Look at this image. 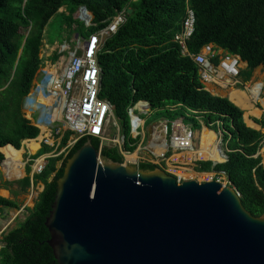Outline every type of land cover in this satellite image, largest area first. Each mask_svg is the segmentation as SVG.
Returning a JSON list of instances; mask_svg holds the SVG:
<instances>
[{
	"label": "trees",
	"instance_id": "obj_1",
	"mask_svg": "<svg viewBox=\"0 0 264 264\" xmlns=\"http://www.w3.org/2000/svg\"><path fill=\"white\" fill-rule=\"evenodd\" d=\"M79 7H85L92 16L88 36L105 29L118 14H124L123 23L103 40L96 53L98 98L111 105L123 143L120 149L100 147L97 138L77 137L68 152H55L46 158L42 170L31 178L27 167V175L14 182L15 195L27 193L37 183L43 189L32 208H26L27 216L1 234L0 264H57L46 244L48 232L44 226L56 181L67 160L86 141L101 158L123 163L121 152L132 153L139 141L130 135L128 116V110L137 102H146L151 112L161 113L167 125L181 118L183 125L195 131L200 129L199 120L203 118L210 130L219 131L227 160L215 165L196 162L195 171L224 174L243 208L253 217L264 215V167L257 155L264 144V134L248 128L243 112L227 98L212 96L203 89L193 59L182 55L173 41L189 7L195 16L193 34L186 41L189 55L212 44L238 56L250 70L259 66L264 69V0H0V151L7 158V177L13 178L9 173L13 162L10 153L19 150L22 141L33 140L39 134V129L25 118L22 105L43 64L40 49L44 28L59 9L66 8V27L60 37L67 41L73 31L71 15ZM128 8L132 12L127 16ZM74 24V31L81 36V26ZM57 58L56 53L51 57L52 61ZM72 135L68 130L62 132L57 150L67 146ZM52 150L53 147L41 144L33 158ZM2 160L0 153V163ZM135 167L152 171L158 166L138 163ZM17 208L16 202L0 197V214Z\"/></svg>",
	"mask_w": 264,
	"mask_h": 264
},
{
	"label": "water",
	"instance_id": "obj_2",
	"mask_svg": "<svg viewBox=\"0 0 264 264\" xmlns=\"http://www.w3.org/2000/svg\"><path fill=\"white\" fill-rule=\"evenodd\" d=\"M223 181L178 183L160 166L101 158L86 141L56 181L46 244L57 264H264V215L251 216Z\"/></svg>",
	"mask_w": 264,
	"mask_h": 264
},
{
	"label": "built area",
	"instance_id": "obj_3",
	"mask_svg": "<svg viewBox=\"0 0 264 264\" xmlns=\"http://www.w3.org/2000/svg\"><path fill=\"white\" fill-rule=\"evenodd\" d=\"M123 21L124 14H118L105 29L88 36L79 49L71 54L60 73H58V68L61 63L57 66L56 70L53 69L50 72L46 69L45 71L41 70L43 75L39 82L35 78L33 79L32 86L23 100L25 109L27 107V110H31L30 115L35 113L38 106L45 105L36 99L39 96L42 98L55 97L58 99V107L61 106L59 115L56 116L57 118L53 116L54 110L46 118L47 121L43 117L47 114L41 116L39 114L36 125H34L41 129L40 126L46 127L48 124L60 120L59 122L63 125L64 129L48 130L44 128V131L40 134L41 144L53 147V150L56 151L60 140L55 141V138H61L62 132L65 130L72 132L71 138L74 139L70 140L71 144L68 143L64 147L65 150L63 152H68V148L72 146L76 138L82 136L97 138L100 141V147L107 144L104 135L106 130H108L110 120H114V118L112 116L111 105L106 100L98 98L99 69L96 62V53L103 40L113 34ZM194 24V12L191 8L187 7L184 19L181 22L180 32L174 35L173 41L179 46L182 55H188L193 59V62L197 66L200 83L203 85L215 83L222 87L227 82H236V79L240 75V64L242 63L238 56L228 54L226 51L212 44L202 46L196 54H188L186 41L193 34ZM214 59H217L215 63L213 62ZM33 91L35 92V96L32 95ZM45 106L51 107V104ZM148 109L149 105L146 102H137L128 110L131 136L132 133H136L140 125L139 118L134 114V110L145 114ZM49 117L52 121H48ZM113 122V126H115L116 122ZM160 133L164 137V142L160 145L162 147V152L158 156L160 159H164L167 152L173 150L180 153L190 151L194 144L195 131L189 127H185L181 120H175L170 125H167L166 121H163ZM216 133L220 134L219 131ZM114 141V144L120 149L118 145L119 140L114 139ZM121 154L123 162L129 163L126 153L121 152ZM149 163L155 164L153 161ZM44 165L43 160H41L36 166V173H39ZM179 170L180 168H177L174 171V177L178 183L185 179L183 174H179ZM209 180L220 183L223 180V174L209 176L205 181ZM2 247L3 243L0 236V250Z\"/></svg>",
	"mask_w": 264,
	"mask_h": 264
},
{
	"label": "crops",
	"instance_id": "obj_4",
	"mask_svg": "<svg viewBox=\"0 0 264 264\" xmlns=\"http://www.w3.org/2000/svg\"><path fill=\"white\" fill-rule=\"evenodd\" d=\"M132 1H136V0H132ZM64 11H65V9L61 8V9H59L58 12H64ZM80 16H81V14L77 9L76 12L73 14V18L79 19ZM82 21H84V20H82ZM90 21H89V24L84 21L86 26H90ZM76 28H77V25H75V24L71 27V30H73L71 33L72 39H68L67 41H63V43H60V44L55 42L53 45H50L49 52L45 54V57L47 58V60H49V57L50 56L52 57V55L54 53H56L58 55V58H59V54H58L59 50H57V52H56L57 47H60V50L63 51L65 49H67V47L69 46L68 44L72 43L73 41H75V44H76L75 50L79 49V47L83 44V42L85 40H87V38L84 40L83 38L78 36V34L74 31ZM43 42H44V40H43ZM48 45L49 44L45 43L44 44L45 48H47ZM63 48H65V49H63ZM216 61H217V59L213 60L214 63ZM244 69H248L247 64L242 62L240 64V75L236 79V82H233V81L227 82V84L222 86V87L216 85L215 83H212V84L210 83V84H206V85H203L202 83H200V84L202 85L203 89L212 96H216V97L223 96L224 98L227 97V99L231 103H233L236 107H238L243 112L242 117H243L244 124L248 128L253 129L255 131H259L260 133L264 134V97H262L264 95V69L261 66L256 67V68L251 69V70L248 69L249 71H251V78H250L249 82H244L243 79L241 80V73ZM198 80H199V78H198ZM236 87H239V89H236ZM230 91L231 92L237 91L236 93L244 95L242 97H237V98H238L239 102H241V104L244 103V105L246 106L245 108H243L242 106H239V105L235 104L233 101H231V99L229 97ZM254 91H256V92H254ZM32 95L35 96L34 91L32 92ZM36 99L39 101V98H36ZM39 108H43V106H39ZM22 112H23V110H22ZM139 114H141V113H139ZM44 115H45V113H44ZM38 117H39V114L37 115V118ZM137 117L139 118L140 125L137 128L136 133H132V137L133 138L138 137L139 141H138V144H137L136 149H135L136 151L133 154L134 159L133 158H132L133 160H131L130 158L128 159L130 164L137 165L138 163H149L150 161H153L156 164V166H160V168H162L165 172H167V173L169 172L168 174L173 175V176H174V171L177 168H180L179 172H182L184 177H185V179L183 181L201 180L204 182L205 180H207V178L209 176H217L214 172L199 173V172L195 171V163L199 162V161H204V162L209 161L213 165L225 162L223 156L224 155L226 156V150H225L224 146H222L221 143L219 142V137L216 135L215 131H212L209 128H208V130L204 129V127H203V123L205 124L204 120L199 121L201 134H204V132L206 131V132L212 133V135H214L213 145H215L217 149H218V146L221 148V149H218V152L221 153L220 155L223 158V160L221 162H214L213 160L205 157L206 153H204V155H203V152H201V153L195 152L193 150V146H192L190 151H186L187 153L186 152L180 153L178 151L173 150V151L167 152L164 159H160L158 157L159 153L162 152V147L160 145H161V143L164 142V137L160 133L161 123L163 121H161L159 123L149 124V123L145 122L144 120H141L139 116H137ZM26 119L30 120L31 123H34L30 119V114L28 115V118H26ZM176 120H181V118H178ZM261 124H263V125H261ZM185 127H189V126L185 125ZM108 130H106V132H105L104 139L107 140V145L109 143L114 144V142H115L114 136H113V134H109ZM39 131L41 133L44 130L39 129ZM118 133H117L116 139L119 140L118 145H119V147H121L123 141L121 140V137L118 135ZM146 140H149L148 141L149 143L147 145L143 146V144ZM25 142L30 143L29 146H30L31 150H36V148H34V146H33L35 141L25 140ZM263 142H264V139H263ZM156 151H158V152H156ZM0 153L3 156V160L0 163V197L7 199V200H10V201H13V202H16L14 197L17 198L19 196V194L15 195L17 192V186L14 184V182L24 178L27 175L26 174V168L29 167V169H30L28 161H29V159L30 160L34 159L33 156L36 155L37 152H21L19 150H16L15 152L10 153V156L12 157L13 162H12V165L10 167L9 173L13 178L7 177V174L4 171V164L7 162V158L3 152H0ZM7 153L9 154V152H7ZM126 154H130V153H126ZM188 155L190 157H188ZM257 155L260 156V159H261L260 164L262 167H264V144L261 145V148L259 149ZM24 156H26L28 159L24 160ZM127 157H131V155L127 156ZM45 159L46 158L41 159V160H43V164L46 163V162H44ZM41 160L36 161V163L33 167L34 172H31V173L29 172L28 176L30 178L34 174H36L35 173L36 172V166ZM186 170H190V172L187 173ZM7 183H12V187H10V185ZM31 187H33V186L31 185ZM32 206L31 207H28L25 205L21 206L20 211H18V213L19 212L24 213L22 215L21 221L28 214L26 211V208L31 209ZM7 210H5L3 214H0V236L6 230L9 229L11 223L16 218V214H15L13 217L10 216L8 218L7 222H5V221L2 222L1 220L6 219V218H4V216L6 215Z\"/></svg>",
	"mask_w": 264,
	"mask_h": 264
},
{
	"label": "rangeland",
	"instance_id": "obj_5",
	"mask_svg": "<svg viewBox=\"0 0 264 264\" xmlns=\"http://www.w3.org/2000/svg\"><path fill=\"white\" fill-rule=\"evenodd\" d=\"M66 10V8H64ZM75 13V12H74ZM73 13V14H74ZM73 14L71 15V18L73 20V23L71 24V27L74 25V22H77L78 25L81 26L82 28V35L80 36L81 38H83L84 40L86 38H88V31H87V27L85 22L80 20V19H74L73 18ZM68 15V12L67 11H64V12H57L56 14H54L52 16V18H50V20L48 21L47 25L45 26L44 28V42H43V45L40 49V57L42 58L43 60V64H42V67L38 70L39 72L36 73L35 75V80L37 82H39L41 80V77L43 75V73L41 72V70H48V71H51V70H56L57 69V66L60 64V67L58 68V73H60L61 69L64 67V65L67 63L69 57L71 56V54L74 53L75 51V41H73L72 43L68 44L69 46L67 47V49L61 51L60 50V47H57L56 49V52L57 50H59L58 54H59V58L56 59L55 61H52V59L49 57V60H47V58L45 57V54L49 52V48H50V45H53L55 42H57L58 44L60 43H63V40L62 37H60V34L64 31V28L66 27V23H65V17ZM68 39H72V35H70V37ZM47 43L49 44L47 48H45L44 44ZM54 52V51H53ZM46 61V62H45ZM250 78H251V71H249L248 69H244L241 73V80L243 79L244 82H249L250 81ZM236 89H239V87H236ZM244 91V90H243ZM52 98V96H50ZM264 97V95L262 96ZM53 102L51 103V107H48V106H45V105H41L43 106V108H38L36 109L37 113L40 114V115H43L44 113L47 114V116H43L45 119L48 118V115L51 114V112H53V110L55 111L56 108H58V99H56L55 97H53ZM227 98V97H225ZM47 109V110H46ZM22 110H23V114L26 118H28V115L29 113L31 112V110H27V107L25 109V105H22ZM33 113L30 115V119L32 120V124H35L36 125V120H37V113ZM57 113V112H56ZM134 114L139 116L141 120H144L145 122L151 124V123H159L161 121H165L162 117H161V113H158V112H155V111H148L147 113L145 114H139V112L137 110H134ZM188 116V119H192V115L190 113H187L186 114ZM57 118V117H56ZM197 119V118H196ZM52 119L49 117L48 121ZM200 120H204L203 118H200ZM199 120V121H200ZM47 121V119H46ZM113 121L116 122V120H113L111 119L110 122H109V127H108V131H109V134H113L114 132H117L118 133V129H117V126H113ZM50 123V122H49ZM38 126V125H37ZM40 128L42 130H44V128H47L48 130H55V129H63V125L60 123V122H54V123H50L48 124V126H44V127H41ZM118 135L121 137V135L118 133ZM214 136V135H213ZM40 137V140H41V136L39 135L38 138ZM35 139L33 141H35L37 144H38V148L36 150H31L30 149V143H26V142H23L21 143V147L19 149V151L21 152H37V150H39L41 148V143H40V140ZM74 138H71L70 137V140H73ZM60 140V138H55V141H58ZM203 140V134H201V130L198 129V130H195V137H194V144H193V150L195 152H198L199 149H201V142ZM149 140H146L143 144V146L147 145L149 142ZM69 144L70 141L68 142ZM34 148H36L35 144L33 145ZM65 150L64 147L60 148L59 150L57 151H54L52 150L50 153H47V154H43L37 158H34L32 160L29 159L28 161V164L30 166V173L31 172H34L33 171V167L36 163V161H39L41 160L42 158H49L51 157L52 155H54L55 152H57L56 154H60V153H63V151ZM136 150H134L132 153L130 154H126V156H130L133 158V154L135 153ZM132 158H130L131 160H133ZM28 158L26 156H24V160H27ZM45 162V160H44ZM38 163V162H37ZM58 165V163H57ZM134 166H136L135 164H133ZM36 173V172H35ZM169 173V172H168ZM179 174H183L182 172H179ZM197 182H203L201 180H196ZM220 183H224V181H220ZM10 187H12V185L10 184ZM43 189V185L41 183H37V185L33 186V187H30L28 190H27V193H24V194H19V198L17 197H14L15 198V201L18 205V208L17 209H8L7 212H6V215L4 216V220H1L2 222H7L8 221V218L11 216L13 217L15 214H16V218L15 220H13V222L11 223L9 229L15 227L17 225V223H19L21 221V218H22V215L24 214L23 212H19L20 211V208L21 206L25 205V206H28V207H31L33 205V202L36 200L37 198V195L42 191ZM22 211V210H21Z\"/></svg>",
	"mask_w": 264,
	"mask_h": 264
},
{
	"label": "bare ground",
	"instance_id": "obj_6",
	"mask_svg": "<svg viewBox=\"0 0 264 264\" xmlns=\"http://www.w3.org/2000/svg\"><path fill=\"white\" fill-rule=\"evenodd\" d=\"M236 92H231L230 91L229 97H230L231 101H233L235 104H237V105L242 106L243 108H245L246 106L244 105V103L241 104V102H239V100L237 98V97H242L244 95L243 94L236 93ZM254 92H256V91H254ZM39 102L40 103H43L45 105H50L53 102V98H51V97L42 98L41 96H39ZM60 109H61V106H59L58 108L55 109L54 114H53L54 117H56V116L59 115ZM213 140H214V136L212 135V133H209V132H206L205 131L204 134H203V140L201 142V149H199L198 152H200V153L203 152V155H204V153H206V156L205 157L213 160L214 162H221L223 160V158L220 155L221 153L218 152V149L216 148V146L213 145ZM156 152H158V151H156ZM188 157H190V156L188 155ZM127 158L129 159V158H132V157H127ZM186 172L188 173V172H190V170H186Z\"/></svg>",
	"mask_w": 264,
	"mask_h": 264
}]
</instances>
